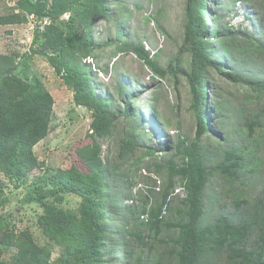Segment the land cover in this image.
Segmentation results:
<instances>
[{
    "label": "trees",
    "instance_id": "trees-1",
    "mask_svg": "<svg viewBox=\"0 0 264 264\" xmlns=\"http://www.w3.org/2000/svg\"><path fill=\"white\" fill-rule=\"evenodd\" d=\"M13 1L14 5L6 13L0 7V27L24 25L30 22V16H34L36 28L30 52L24 55L22 63L18 55L0 53V175L8 180L13 189L20 190L26 187L31 174L39 170L33 190L22 199V203L36 205L41 210L38 227L47 243L40 245L29 228H20L12 216L9 217L11 214L3 213L11 197L6 184L0 180V264H119L118 256L124 254L127 264H148L139 257L132 263L133 251L128 238L147 245L144 241L149 236L139 228L146 227L158 237L164 226L174 232L172 238L164 241L166 245H171L170 255L174 264H209L211 257L222 254L230 264H264V199L259 200L254 209L245 210L239 220L221 213L208 222L205 204L212 175L234 185L255 171L258 165L256 154L260 149L264 152V111L260 110V104L251 114L245 109L239 110L236 131L242 146L222 150L219 160L212 165H208L202 146L206 136H212L220 143L229 136L223 130H212L210 127L213 123L212 108L217 113L216 125L223 124L226 114L219 95L216 101L209 98L211 72L219 73L235 84L248 86L252 99L257 94L261 101L264 83H260L256 76L242 74V66L241 72L231 73L223 57L227 54V62L233 65L236 58L243 61L244 56H257L264 44L256 37L249 38V46L245 49H241L240 44L227 43L233 36L227 34L228 27L223 29L207 0H186L180 54L170 61L166 69L151 57L141 43L120 46L122 52L135 54L160 77L185 75L196 122V134L191 144L179 136L175 147L171 141L165 142L160 148H147L137 158L136 163H141L146 157L154 159L159 154L165 155L167 160L155 164V167L157 173L167 171L168 184L162 192L161 203L151 210L142 208L136 216L134 206L122 207L124 190L117 193L109 188V176L119 166L112 168L113 171L106 164L100 140L113 135L114 112L108 101L100 97L93 87L96 74L91 61L100 48L94 42V30L100 20L110 19L111 0ZM262 9L264 11V2ZM66 15L67 20L64 19ZM207 19L215 20L219 27L210 29ZM118 38L121 39L120 26ZM216 39L221 41L218 49ZM183 52L190 56L189 71L180 68ZM35 57L46 59L52 66L72 91L76 107L91 112L88 133L91 143L75 150L86 172L76 165L52 168L36 156L35 147L50 134L55 99L41 79L29 73L30 62ZM20 67L22 76L17 72ZM120 94H123L122 90ZM123 101V115L127 120H131L133 109L139 110L144 104L127 96L123 97ZM134 132L133 128L132 135L123 139L119 151L122 160L140 149L139 138ZM177 158H181V164ZM176 179L182 182L183 209L178 219L164 223L161 216L163 209L171 203L170 198H174ZM124 183L129 188L130 183ZM69 196L79 199L76 209L66 206ZM212 198H209L210 202ZM241 202L246 201L240 200L237 207L241 206ZM125 211L129 219L122 224ZM146 215L148 219H145ZM132 223L136 224L133 231L123 230L124 225ZM255 229L261 236L252 244L251 236ZM113 233L122 239H114ZM49 244L61 248L56 260H53V249ZM124 248L125 253H120ZM11 249H15V253L10 260H6L5 253ZM113 256L114 260H108Z\"/></svg>",
    "mask_w": 264,
    "mask_h": 264
},
{
    "label": "rangeland",
    "instance_id": "rangeland-1",
    "mask_svg": "<svg viewBox=\"0 0 264 264\" xmlns=\"http://www.w3.org/2000/svg\"><path fill=\"white\" fill-rule=\"evenodd\" d=\"M207 2L211 10L216 12L223 29L228 27L227 34L233 36V39L227 40V43L240 44L241 49H245L249 46V38L256 37L257 41L264 44L262 9L264 0H207ZM111 4L110 19L100 20L94 30V42L100 46L95 53L94 62L97 68L103 71L104 77H100L97 73L93 79V87L100 97L108 101L115 119L113 135L100 140V144L102 157L111 170L119 166L118 170L109 176V188L117 193L124 190L122 207L134 206L138 216L142 208L151 210L161 203L162 192L168 184V174L166 170L157 173L155 167V164L167 160L165 155L159 154V157L154 159L146 157L141 163H136L137 158L147 148H160L165 142L171 141L175 147L180 137L186 138L187 144H191L196 134V122L185 75L168 74L160 77L135 54L122 52L119 48L126 43H141L147 49L153 51L158 49V53L153 58L163 69H166L170 61L180 54L184 37L186 0H111ZM13 5V0H0L3 13ZM64 19L67 20L68 15ZM207 24L210 29L219 27L215 20L207 19ZM119 26L121 39L118 38ZM35 28L36 24L33 21L24 25L0 27V53L18 55L19 62L22 63L24 55L30 52ZM220 43V39H216L217 49L220 48ZM223 58L231 73L241 72L242 66V74L256 76L260 83H264V48L255 57L247 55L244 56L243 61L236 58L233 65L227 62V54ZM29 67L30 75L40 78L55 99L51 131L48 137L35 147L37 158L52 168H69L76 165L86 172L75 150L81 145L91 143L88 137L92 121L91 112L75 106L72 91L65 86L46 59L35 57ZM180 68L189 71L190 56L186 52L182 53ZM17 72L22 76V67ZM209 79L210 100L216 101V96L219 95V101L223 102V109L226 111L223 124L216 125L217 113L215 108H212L213 123L210 127L212 130L216 128L229 133L221 143L212 136L203 139L202 146L208 165H212L219 160L222 150L242 146L236 131L240 119L239 110L245 109L251 114L257 104H260V110L264 111V93L261 101L257 98V94L252 99L250 88L246 85L230 82L223 75L215 72H211ZM126 96L137 98L138 102L144 103L139 110L131 111V120L125 119L123 115L125 110L123 97ZM230 116L231 119H228ZM133 128L134 135L139 138L140 149L122 160L119 156L120 147L123 139L132 135ZM256 155L258 165L255 171L234 185L217 175L211 176L206 190L205 204L208 211L206 221L215 220L221 213H227L239 220L245 210L254 209L256 203L264 199L263 150L260 149ZM177 162L181 164V158H177ZM38 174L39 170H35L26 187L20 190L13 189L3 175H0V180L6 184V190L11 197V202L3 213L8 216L11 214L9 217L12 216V220L20 228H29L37 242L44 245L47 240L38 227V214L41 210L36 205L28 206L22 203V199L33 190L35 176ZM125 181L130 183L129 188ZM181 183L180 179H176L174 198H170L171 203L163 209L161 216L164 223L178 219L183 209L181 200L184 193L180 187ZM212 196L210 202L209 198ZM240 200L246 202H241V206L237 207L236 204ZM78 204V198L71 196L66 198L67 207L76 209ZM144 217L149 218L148 215ZM127 219L129 216L125 211L121 223L124 224ZM132 224L124 225L123 230L133 231L136 224ZM139 231L149 237L144 241L147 245L128 238L133 251L132 263H135L139 257L148 264H174L170 255L171 245L164 243L173 237V230L164 226L158 237L146 227L139 228ZM113 236L116 240L122 239L116 233H113ZM260 236L261 233L257 229L253 230L251 243L259 241ZM49 245L53 249V260H56L61 254V248L53 244ZM14 253L15 249L6 251L5 259L10 260ZM120 253H125V248L120 250ZM114 259L115 256L108 258V260ZM118 259L119 264H127L125 254L119 255ZM209 264L230 263L222 254L219 257H211Z\"/></svg>",
    "mask_w": 264,
    "mask_h": 264
},
{
    "label": "built area",
    "instance_id": "built-area-1",
    "mask_svg": "<svg viewBox=\"0 0 264 264\" xmlns=\"http://www.w3.org/2000/svg\"><path fill=\"white\" fill-rule=\"evenodd\" d=\"M31 20L34 22V20H35L34 16H31ZM145 50L151 54V57H154L159 51L158 49L153 51L152 49H147V47H145ZM89 63H90V61H89ZM91 64L93 65V71L95 72V74L99 73L100 77H104V75L102 73L103 71H101L99 68H97L94 60L91 61Z\"/></svg>",
    "mask_w": 264,
    "mask_h": 264
},
{
    "label": "clouds",
    "instance_id": "clouds-1",
    "mask_svg": "<svg viewBox=\"0 0 264 264\" xmlns=\"http://www.w3.org/2000/svg\"><path fill=\"white\" fill-rule=\"evenodd\" d=\"M32 20H31V16H30V22H31ZM34 23L36 24V22L34 21ZM182 189V188H181Z\"/></svg>",
    "mask_w": 264,
    "mask_h": 264
}]
</instances>
